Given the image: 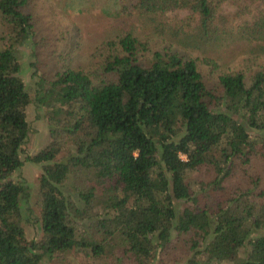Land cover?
Returning <instances> with one entry per match:
<instances>
[{"label": "trees", "instance_id": "16d2710c", "mask_svg": "<svg viewBox=\"0 0 264 264\" xmlns=\"http://www.w3.org/2000/svg\"><path fill=\"white\" fill-rule=\"evenodd\" d=\"M130 1L128 13L147 17L185 9L194 30L169 28L173 41L154 51L126 31L102 42L89 70L53 74L40 97L50 141L24 157L41 166L40 236L28 241L20 206L27 187L11 174L22 166L28 130L16 48L33 23L28 0H0L9 28L0 48V264H40L74 249L101 257L114 237L115 264H161L155 259L176 240L182 264H264V190L249 188L259 179L249 175L250 186L224 199L206 190L222 189L254 154L264 156V63L220 73L216 90L186 55L223 41L254 42L264 52V0ZM223 4L234 10L221 13ZM62 136L71 150L57 159ZM201 168L212 172L209 181L190 176ZM75 172L87 174L86 184L66 191Z\"/></svg>", "mask_w": 264, "mask_h": 264}, {"label": "rangeland", "instance_id": "374dc122", "mask_svg": "<svg viewBox=\"0 0 264 264\" xmlns=\"http://www.w3.org/2000/svg\"><path fill=\"white\" fill-rule=\"evenodd\" d=\"M130 2V0H28L24 8L31 15L33 32L17 46L16 55L20 64L18 75L29 98L24 108L28 130L20 154L22 166L17 172H13L11 177L14 180H24L27 187V198L20 201V206L23 213L21 225L28 241L36 240L40 236V204L37 192L41 166L24 161V157L34 154L50 141L46 106L40 103V97L53 74L64 68L89 70L90 66L99 59L98 53L102 42L126 31L137 33L136 36L146 40L150 50L154 51L163 49L162 47L167 45L166 41H173L169 28L179 27V33L194 30V22L185 9H175L158 14L159 16L154 14L149 15L153 17H147L135 12L128 13L131 11ZM234 7L223 4L220 6L221 13H231ZM8 35L9 28L0 17V48ZM186 55L194 58L207 86L216 90L217 76L220 73L238 69L249 72L256 65L264 63V52L254 42L249 44L243 41L233 43L223 41L216 45L209 43L204 47L189 48ZM204 60L213 62L214 66ZM60 141L62 149L57 159L71 150L70 141L65 136H62ZM263 162V155L254 154L248 165L239 167L229 178H226L222 189L207 188L206 190H210L214 198L216 196L214 200L224 199L233 194V190L250 186L249 175L256 176L260 181L259 184L256 183L249 188L254 192L259 189L264 190ZM211 174L212 172H207L204 168L190 172V176L195 181L207 182L211 179ZM85 177L87 174L81 172L69 175L65 183L66 191L74 192L75 187L86 184ZM192 186L197 190L196 185L192 184ZM197 192L199 195V191ZM199 199L203 204L204 196ZM256 200L262 201V199ZM260 232L264 233V226ZM91 236L99 239L98 234ZM182 242L176 240L175 244H171L168 250L158 255L155 261L161 264H182L180 259L181 255H184ZM120 243L118 238L114 237L109 253L101 257H93L80 249H74L55 254L50 260L43 258L40 264H115L113 260L120 254ZM246 251L247 249L239 250L237 260L242 259ZM154 264L158 263L154 262Z\"/></svg>", "mask_w": 264, "mask_h": 264}]
</instances>
